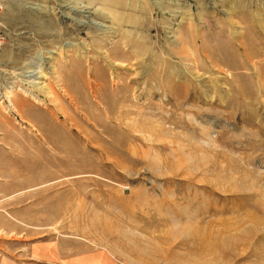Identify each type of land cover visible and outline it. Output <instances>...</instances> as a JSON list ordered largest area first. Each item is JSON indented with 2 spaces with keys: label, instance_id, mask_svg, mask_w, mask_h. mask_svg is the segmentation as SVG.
<instances>
[{
  "label": "rangeland",
  "instance_id": "1",
  "mask_svg": "<svg viewBox=\"0 0 264 264\" xmlns=\"http://www.w3.org/2000/svg\"><path fill=\"white\" fill-rule=\"evenodd\" d=\"M0 6V264H264V0Z\"/></svg>",
  "mask_w": 264,
  "mask_h": 264
},
{
  "label": "built area",
  "instance_id": "2",
  "mask_svg": "<svg viewBox=\"0 0 264 264\" xmlns=\"http://www.w3.org/2000/svg\"><path fill=\"white\" fill-rule=\"evenodd\" d=\"M1 6H0V52L5 48L7 45L8 40V32L4 27L3 19L1 16Z\"/></svg>",
  "mask_w": 264,
  "mask_h": 264
},
{
  "label": "bare ground",
  "instance_id": "3",
  "mask_svg": "<svg viewBox=\"0 0 264 264\" xmlns=\"http://www.w3.org/2000/svg\"><path fill=\"white\" fill-rule=\"evenodd\" d=\"M102 16H104V18H107V16L106 15H104V14H102ZM133 56V55H132ZM105 57V56H104ZM108 58V57H107ZM122 58V57H121ZM106 60H108V59H106ZM126 61V60H125ZM81 67H82V65H81ZM93 83H95V81L93 82ZM93 86V85H92ZM90 90V89H89ZM101 91V90H100ZM95 96V95H94ZM101 103V102H100ZM11 105L13 106V108L15 109L16 108V105H15V107H14V105L12 104V102H11ZM13 109V110H14ZM16 112H18V111H16ZM20 114V113H19ZM21 117H22V115H21ZM98 126V125H97ZM93 129V128H92Z\"/></svg>",
  "mask_w": 264,
  "mask_h": 264
}]
</instances>
